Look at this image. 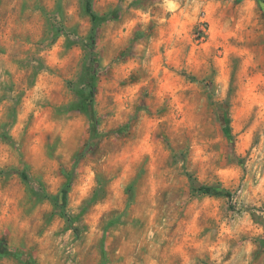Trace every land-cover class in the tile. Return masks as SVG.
<instances>
[{
	"label": "rangeland",
	"instance_id": "1",
	"mask_svg": "<svg viewBox=\"0 0 264 264\" xmlns=\"http://www.w3.org/2000/svg\"><path fill=\"white\" fill-rule=\"evenodd\" d=\"M93 5L92 139L83 0H0V264H264V0Z\"/></svg>",
	"mask_w": 264,
	"mask_h": 264
},
{
	"label": "trees",
	"instance_id": "2",
	"mask_svg": "<svg viewBox=\"0 0 264 264\" xmlns=\"http://www.w3.org/2000/svg\"><path fill=\"white\" fill-rule=\"evenodd\" d=\"M94 0H83V10L88 14L93 22V27L88 35V43L91 50L83 64L82 72L77 82H72V87L75 90L77 99L72 103L71 108L77 109L87 115L90 120L91 137L99 138L100 132L98 127V116L96 111V87H97V70L98 63L95 58L94 46L97 39V27L98 24L106 19L108 15H100L94 9ZM228 106V105H227ZM223 129L228 137L232 136L230 125L228 122L223 123ZM72 184V176L68 178V182L65 184V190L68 191ZM198 189L209 195L232 197L233 193L229 189L221 187L219 185L201 184ZM3 242L0 241V246H3ZM2 254H12L6 250ZM27 263V261H26Z\"/></svg>",
	"mask_w": 264,
	"mask_h": 264
}]
</instances>
